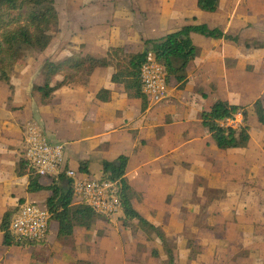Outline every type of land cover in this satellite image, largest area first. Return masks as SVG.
Masks as SVG:
<instances>
[{
    "label": "crops",
    "instance_id": "1",
    "mask_svg": "<svg viewBox=\"0 0 264 264\" xmlns=\"http://www.w3.org/2000/svg\"><path fill=\"white\" fill-rule=\"evenodd\" d=\"M219 1L218 9L210 12L200 9L198 0H63L61 9L56 0L60 28H65L55 51L52 43L45 50L54 52L51 60L64 59L79 48L100 57L117 46L139 52L145 49V39L162 37L189 23L218 27L238 40L192 33L198 53L189 63L188 81L180 89L187 88L194 96L192 110L196 114L181 118L173 115L169 100L149 101L143 111L141 99L130 97L123 84L112 81L114 66L96 68L84 83L58 88L52 94V102L43 104L41 94L34 89L35 84L43 82L39 68L17 65L10 82H0V264H37L23 249L5 245L1 230L2 218L9 209L21 201L47 208L46 201L52 195L50 189L30 192L29 175L17 172L25 157L26 131L31 123L39 124L50 141L64 145L65 168L76 171L74 178L65 172L41 176L43 185L56 181L74 187L79 180L100 179L104 161L115 162L126 155L129 160L125 176L134 192V207L168 233L165 223L171 215L165 203L169 193L174 195L181 190L182 137H193L198 131L221 150L203 126L201 113L210 110L218 99L247 107L254 106L258 99L264 104V0ZM62 13L67 17L66 23ZM66 31L70 34L65 35ZM170 83L173 85L172 79ZM101 89L110 91V100L98 97ZM169 94L170 84L167 97ZM168 112L172 115L167 122ZM256 120L260 123L257 116ZM251 129L250 126V134ZM251 143L252 134L249 146L239 149H247ZM83 163H87V172L81 170ZM214 177L215 173L211 178ZM74 200L80 201L76 194ZM242 208L244 212L237 224L241 241L205 246L194 243L190 247L197 245L198 252L192 259L189 257L190 263L197 264L205 250L207 258L203 264H264V237L256 239V219Z\"/></svg>",
    "mask_w": 264,
    "mask_h": 264
},
{
    "label": "trees",
    "instance_id": "2",
    "mask_svg": "<svg viewBox=\"0 0 264 264\" xmlns=\"http://www.w3.org/2000/svg\"><path fill=\"white\" fill-rule=\"evenodd\" d=\"M219 3V0H198V7L213 12L218 9ZM59 25L60 16L56 0H0V82H10L12 71L22 63L27 49L37 48L45 51L51 44ZM192 33L238 40L237 37L225 33L218 27L212 28L206 23H189L162 37L145 39V49L139 52L117 46L110 48L107 56L100 57L84 53L79 48L61 61L46 60L42 66L43 82L35 84L34 89L41 94L42 103L49 104L53 100L52 94L58 88L79 83L83 79L86 82L96 68L114 66L112 81L123 84L130 97L141 99L144 111L149 104V98L143 90L144 64L152 58L155 59L164 67L167 80L175 78L180 84L179 87L183 88L188 81V65L198 53V48L192 40ZM98 97L108 101L111 98L110 91L101 89ZM254 109L258 121L264 124V104L261 99L254 103ZM239 113L243 115V121L238 127L222 124V121L234 119ZM248 116L247 106L218 99L210 110L201 113L200 119L216 146L221 150H228L249 146L251 134ZM128 160V156L121 155L115 162L104 161L103 175L99 180L115 182L119 186V201L124 213V223L129 222L130 226H138L149 235L155 234L166 251L168 264H175V247L170 246L167 233L161 226L145 218L132 203L134 192L125 176ZM86 164H82L81 170L87 172ZM17 172L19 175H29L30 192L52 190V195L46 201L47 208L51 213L50 221L58 222L57 235L61 238L72 236L78 226L85 229L92 228L97 219L104 215L86 202H75L72 185L64 186L56 181L49 186L43 185L40 181L41 176L30 166L25 157L20 160ZM18 205L9 209L2 218L4 244L28 247L43 241L22 238L12 232L11 221L19 210ZM190 246H193L192 242ZM195 253L194 250L191 251L190 259ZM153 255L156 257L160 255L158 249L153 251Z\"/></svg>",
    "mask_w": 264,
    "mask_h": 264
},
{
    "label": "rangeland",
    "instance_id": "3",
    "mask_svg": "<svg viewBox=\"0 0 264 264\" xmlns=\"http://www.w3.org/2000/svg\"><path fill=\"white\" fill-rule=\"evenodd\" d=\"M62 2L58 0L60 9ZM62 21L67 22L63 13ZM62 29L59 25L54 32L55 40L51 42L53 51L57 40L64 34ZM69 34L66 31L65 35ZM53 53L29 48L19 66L38 67L42 74L44 62L52 59ZM171 79L173 85L170 80L168 84L171 85L172 94L166 95L158 103L169 100L172 104L170 110L174 111L176 117L195 116L192 110L195 107L194 96L189 89H180V84ZM81 82L84 83V79ZM248 111L252 143L247 149L218 150L210 137L198 131L193 137H182L181 190L174 195L169 193L165 203L171 215L165 225L169 229L170 246L175 247V264H192L188 261V255L192 250L198 252L199 244L205 246L213 242L228 241L232 244L231 241H241L237 224L244 212L242 207H245L248 216L256 219L255 230L253 226L256 239L264 237V125L257 122L253 105H248ZM171 115L167 113V122L171 120ZM242 117V114H237L231 125L238 127L243 121ZM213 173L217 177L211 178ZM213 181L221 184L211 185ZM124 221L122 210L104 214L92 228L78 226L72 236L61 238L56 233L58 222L52 220L43 241L28 247L14 246L23 249L37 264H168L166 251L155 234L149 235L138 226H130L129 222ZM191 242L198 246L191 248ZM155 249L160 253L157 257L153 255ZM217 253L220 255L221 251ZM202 254L204 256H199L197 264H203L207 258L205 250Z\"/></svg>",
    "mask_w": 264,
    "mask_h": 264
},
{
    "label": "built area",
    "instance_id": "4",
    "mask_svg": "<svg viewBox=\"0 0 264 264\" xmlns=\"http://www.w3.org/2000/svg\"><path fill=\"white\" fill-rule=\"evenodd\" d=\"M143 90L149 100L162 101L168 93L167 73L155 59L149 60L142 68ZM235 119V118H234ZM233 119H226L222 124L231 125ZM25 159L40 176H56L63 172L74 178L76 171L66 170L65 147L48 139L42 127L31 123L27 128ZM74 191L80 201L94 207L102 214H112L121 210L119 186L115 182L99 179L79 180L74 184ZM11 221V230L19 237L30 240H43L50 228L51 213L48 208L33 202H22Z\"/></svg>",
    "mask_w": 264,
    "mask_h": 264
}]
</instances>
